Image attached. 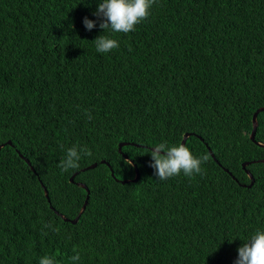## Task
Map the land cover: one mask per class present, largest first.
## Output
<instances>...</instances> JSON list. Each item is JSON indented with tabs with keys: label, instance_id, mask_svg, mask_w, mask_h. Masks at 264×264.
<instances>
[{
	"label": "trees",
	"instance_id": "1",
	"mask_svg": "<svg viewBox=\"0 0 264 264\" xmlns=\"http://www.w3.org/2000/svg\"><path fill=\"white\" fill-rule=\"evenodd\" d=\"M99 2L0 0V264H235L264 230V0H157L127 34ZM185 134L204 174L158 180L150 149ZM76 144L93 155L62 172Z\"/></svg>",
	"mask_w": 264,
	"mask_h": 264
},
{
	"label": "clouds",
	"instance_id": "2",
	"mask_svg": "<svg viewBox=\"0 0 264 264\" xmlns=\"http://www.w3.org/2000/svg\"><path fill=\"white\" fill-rule=\"evenodd\" d=\"M157 0H100L94 15L101 21L99 27L103 32L130 33L136 30V26L147 20L150 10ZM83 24L88 31L95 26V22L87 17L83 19ZM92 43L98 53L106 54L113 49L119 48V42L110 36L100 35ZM89 120L93 119L90 113H85ZM151 151V159L154 163L149 167L156 170L158 180L165 181L169 178L179 176L181 173L189 179L195 175H203L202 164L207 163L209 157L204 154L196 157L188 147L178 144L169 147L166 142L157 144ZM93 153L87 146L73 145L66 149L65 156L61 159L58 167L62 172L78 169L80 160L83 157H91ZM130 163V162H128ZM45 228L50 225L45 224ZM59 231V229H55ZM47 235L46 232L43 233ZM238 259L235 264H264V230H257L247 242L238 248ZM70 257L73 262L80 260V254L75 251ZM39 264H56L54 258L44 256L40 258Z\"/></svg>",
	"mask_w": 264,
	"mask_h": 264
},
{
	"label": "water",
	"instance_id": "3",
	"mask_svg": "<svg viewBox=\"0 0 264 264\" xmlns=\"http://www.w3.org/2000/svg\"><path fill=\"white\" fill-rule=\"evenodd\" d=\"M263 111H264V107H261V108L257 109V110L254 112V114H253V116H252V120H251V121H252V130H251V133H250V136H249L250 141H252L253 143H255V145H257V146H259V147H261V148H264V145L255 141V134H256V129H257V116H258L259 113H261V112H263ZM189 136H190V134H185V135L183 136V139H182V141H181V144L185 145V142H186V140H187V138H188ZM199 140H201V139L199 138ZM201 141H202V140H201ZM5 144L8 145V146H11V143H10L9 141H8L7 143H5ZM126 145H128V144H127V143H121V144H119V145H118V152L121 153V149H122V147H124V146H126ZM133 145H134V144H133ZM135 146H136V147H139L138 145H135ZM2 147H4V145H0V149H1ZM206 148H207V152L209 153L210 157L216 162V160H215V158H214L212 152L210 151V149H209L207 146H206ZM153 150H154V149H150V151H153ZM19 156H20V158H22V159L25 161V163L30 167V170H31L32 172H34V169L30 166L29 161L26 160V159H24L22 155L19 154ZM124 159L127 161V157H126L125 155H124ZM216 163H217V162H216ZM256 163H263V164H264V160H258V161H256ZM100 164H105V165L110 169L111 177L114 178L113 172H112L110 166L108 165V163H106L105 161H101ZM248 164H249V162L243 163V164H242V168L245 169V167H246ZM96 166H97V164L89 165L88 167L82 169L81 172H85V171H87V170L94 169V168H96ZM133 167H134V179H133V180L120 181L121 184H126V183H128V182L135 183V182L138 181V179H139V173H138L137 167H136V166H133ZM225 171H226V170H225ZM77 174H78V173H75L74 175H72V177L69 179L70 183H73V184H74V178H75V176H76ZM246 174H247V176H248V178H249L250 183H249V185H247V186H242V187L251 188V187L253 186V184H254L253 176H252L251 173L248 172L247 170H246ZM114 179H115V178H114ZM115 181H116V182H119L118 180H115ZM76 185H77L78 187L83 188V189L86 191V199H85L84 205L82 206V208H81L80 213L78 214V216H77L73 221H71V223L74 224V225L77 223V221H78L80 215H81L82 212L85 210L86 205H87V202H88V198H89V191H88L87 187H86L85 185L81 184V183H76ZM42 187H43V186H42ZM43 190H44L45 197L47 198V201H49V200H48V194H47V191H46V189H45L44 187H43ZM56 215H58V216H60V217L63 218V216L60 215V214H58L57 212H56ZM63 219H64V218H63ZM64 221H68V220L64 219Z\"/></svg>",
	"mask_w": 264,
	"mask_h": 264
}]
</instances>
